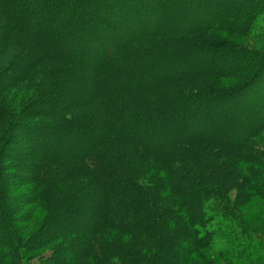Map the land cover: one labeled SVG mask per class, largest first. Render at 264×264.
I'll return each mask as SVG.
<instances>
[{
  "label": "rangeland",
  "instance_id": "1",
  "mask_svg": "<svg viewBox=\"0 0 264 264\" xmlns=\"http://www.w3.org/2000/svg\"><path fill=\"white\" fill-rule=\"evenodd\" d=\"M39 1L0 0V103L7 108V113L0 110V143L3 133L15 127L10 138L13 142L3 151L7 165V179L4 183L8 185V195L10 194L8 202L12 206L20 205L19 198L28 197L29 203L23 208L24 218L17 225L25 226V237L29 238L35 232L37 240L42 242L47 234L51 235L52 230L46 231L50 228L52 219L59 217L54 211L55 206L60 207L59 203L70 201L72 193L77 192L76 197L82 198L83 202L76 204L74 214H61L60 217H67L57 227L62 230L60 235L69 228H76L82 234L80 237H85L89 242V238L97 234L96 230L100 231L98 224L102 220L105 223L110 220L112 227L101 234L96 245L103 250V242H107L104 239H112V244L104 250L109 252L115 246L119 247L121 254L115 255L121 259L124 252L130 249L124 240L126 236L138 237L137 232L131 229L134 225L130 223V219L133 214L137 216L142 213L140 208H133L131 205L127 208L126 203L133 197L142 199V196L134 187L124 191L131 187L130 183L127 186L109 183L104 179L105 173L94 177L83 164H79V159L84 157L83 151L93 144L107 147L103 151L106 159L110 164L112 162L117 168L126 171L128 176L130 171L126 167L132 158L124 148L125 142L144 144L147 137V141L152 142L146 146L148 151L156 150L158 146L178 148L181 144L191 148L194 142H200L204 137L227 149L240 144L238 141L244 132L251 127L255 129L264 122V72L254 76L253 84L245 97L248 108L252 111L251 116L241 112L238 100L244 98L239 93L234 96V103H229L231 99H207L198 103L199 107H196V99L184 95L190 87L216 92V88L239 84V78L244 79L246 71H225L221 76H212L221 65L231 64L228 61L237 64L243 60L241 57H234L227 47L222 48L219 44L223 45L224 41L234 39L251 51H261L264 48V34L249 38L216 29L206 32L197 30V25L204 23L209 16L216 17L219 12H224V15L228 13L226 16L232 19L237 18L238 13L245 14L244 9L252 0H116L117 4L112 6L110 16L105 21L88 20L80 28L68 26L69 10L65 5L64 9L54 15L40 19L34 11L35 4ZM119 12H123L122 16ZM165 17H168V21L164 20ZM154 42H157L156 46ZM153 47L157 48L155 51L162 58L169 54L176 55L175 63L166 65L160 77L154 79L159 80L158 83H153L149 77L150 69L153 68L149 62H144V58L134 60L139 50L146 52ZM170 49L172 50L169 51ZM133 61L137 63V67L133 68L135 72L130 80L120 67L132 64ZM254 64L250 66L253 74ZM227 74L231 75L226 76ZM42 78L45 82L49 80L51 87L50 84H46V87L39 84L38 81ZM36 90L39 91L38 97L33 94ZM31 97L35 100L28 102ZM165 110L168 113H178V118L181 114L186 117L189 128L186 136H177L174 126L177 120H173L170 127L161 124L168 116L162 114ZM224 113H231L236 126L221 119ZM71 114H74L79 123L66 121V115ZM14 116L15 121L20 123L13 127L10 123ZM209 116L216 118L215 130L205 120ZM16 117L19 119L16 120ZM71 128L73 131H68ZM213 131L214 134L210 135ZM43 135L48 137L44 138ZM48 153L50 157L61 155L58 168L65 174L66 180L60 182H67L69 179L75 184H68L69 189L61 186L56 193L58 201L50 200L54 195L49 193V201L43 205L42 201H38V196L42 195L38 187L42 190L46 186L44 178L48 169H43L42 172L36 168L39 164L40 167L46 164V160L50 159ZM148 153L144 156H148ZM228 158L230 164L233 160L237 161L233 157ZM152 162L154 165L161 164L163 177H167L171 188L174 181L180 182L183 187L181 192L190 197L185 199L179 188L175 193L160 188L172 195L170 205L181 211L186 207L187 210H194L189 203L198 192L191 190L189 180L179 181L177 175H171L172 172L166 168L171 162L170 158L163 161L156 156ZM152 162L145 160L149 165ZM154 169L152 168V172ZM239 169L245 174V168ZM139 171L142 172L140 169ZM211 177H214L213 173ZM117 179L118 177L114 180ZM125 180L129 178L126 177ZM216 180L220 184L213 182L214 185L228 186L224 195H227L236 218L251 236L264 243V201L257 196L249 197L247 192L230 186L232 177L222 181L224 184ZM99 186L104 187L102 189L106 190L105 195L111 194L113 198L105 201L103 193L98 190ZM123 206L126 210L121 211ZM115 229L121 231L117 232ZM184 237L187 238L185 240H191L187 233ZM0 238L5 240L3 231H0ZM191 241L194 243L193 239ZM88 242L74 246L73 254L63 252L60 263L92 264L90 260H84L87 257H83L90 256L91 252L88 249L85 251L89 246ZM61 243L70 245L77 242L67 238ZM174 244L175 242H169L164 247L166 254L163 257L166 261L171 260ZM52 248L53 245L45 246L34 250L32 255H43ZM132 248L140 249L137 243ZM78 251L81 253L78 254ZM200 251L195 256L194 264H226L218 255L208 250L198 256ZM2 260L6 261L4 258ZM118 261V258H114L112 264H118ZM34 264L42 263L36 260Z\"/></svg>",
  "mask_w": 264,
  "mask_h": 264
},
{
  "label": "trees",
  "instance_id": "2",
  "mask_svg": "<svg viewBox=\"0 0 264 264\" xmlns=\"http://www.w3.org/2000/svg\"><path fill=\"white\" fill-rule=\"evenodd\" d=\"M115 4H117L116 0H40L35 4L34 11L37 12L36 14L40 19H45L54 15L55 12L64 9L63 6L65 5L69 10V12H67L69 20L68 26L71 28H80L88 20L101 19L105 21L106 18L110 16L112 6ZM244 12L245 14L238 13L236 15L237 18L234 19L228 18L226 16L228 13L224 15V12L222 14L217 12L218 14L216 17L209 16L204 23L197 25V30L201 29L203 32H206L216 29L224 33L229 32L231 35L246 36L249 38H257L258 35L264 34V31H262L264 30V0L250 1L248 6L245 7ZM118 14L122 16L123 12H119ZM224 16L226 18H223ZM222 19H224V21H222ZM164 20L168 21V17H165ZM120 21L121 20H119V22ZM119 22L117 21V23ZM165 24L163 25L164 27ZM223 43V45L220 43L219 46L222 48L227 47L230 54L234 57H241L243 60L241 63L238 62L237 64L228 61L231 64L226 63L221 65L220 69L212 74V76H221L225 71H232L234 73L246 71L245 74L247 73V75H244V79L239 78L241 80L239 84L216 88V92L211 89H203L202 91V89L199 90L190 87L188 92H185L184 96L196 99V107H199L198 103L207 99L212 100L221 98L222 101L231 99L229 103H234L233 98L239 93L244 98L238 100L241 105L240 110L250 115L252 111L248 108V100H246L245 97L253 84L252 79L254 76L256 74L259 76V74L264 72V48L261 51H256V49H252L253 51H251L247 46L239 44L234 39L224 41ZM153 44L156 46L157 42ZM156 49V47H153L146 52L143 51V49L139 50L138 56L134 57V60L138 58V61L144 58V62H149L153 66L149 73V77L153 83H158L159 80L154 79L160 77L166 65L175 63L176 61L175 54H169L165 58H162L158 55L159 52L155 51ZM171 50L172 49L169 51ZM169 51H167V53H169ZM137 52L138 51H136V53ZM135 64L137 65V63L133 61L132 64H124L123 67H120L121 69L123 68L122 70L125 71L130 80H132L131 75L135 72L133 68L137 67ZM251 64H254V74L250 70ZM230 75L231 74H227L226 76ZM49 80L45 82L42 78L38 83L46 87V84L51 83ZM55 80L57 79L55 78ZM237 82L238 80L236 83ZM163 84H165V82H163ZM38 92L39 91L36 90L33 94L37 96L39 95ZM262 97V100H264L263 95ZM32 98L33 97H31V99L28 98V102L35 100V98ZM244 102H246V105H244ZM0 110L7 113V108L1 103ZM164 113L168 116L166 119H163L161 124L170 127V123L173 120H177V124H174L178 132L177 136H186L189 131L186 117H183L181 114L178 118V113L170 111L168 113L167 110L162 114L164 115ZM65 118L68 123H79L76 121L74 114L66 115ZM17 119L19 118L16 117V120ZM221 119L236 126V121L231 113H224ZM205 120L212 126V130H215L216 118L209 116ZM12 121L13 122L10 124L13 127L20 123L19 121H15V116L12 118ZM14 128L13 130H11V128L9 131L3 133V138H1L2 144L0 143L1 149H3L2 152L0 151V231L4 232V239L6 240L3 241L0 238V241H3L0 243V262L2 264H34L36 260H39L42 264H61L60 257H63V252L66 251L68 255L73 254L75 251L74 246L78 243L84 244V242H88L85 237H80L82 234L80 231H77L76 228H69L67 232L61 235L60 233L62 230L57 228L65 222L67 217H60L61 214L65 212H67L69 216L70 214H74L77 208L76 204L78 202H83V199L78 196L76 197L77 192L74 191L69 197L70 201L67 200V202L59 203L61 204L60 207L55 206L54 211L57 215L59 214V217H55V221L52 219V223L50 222L49 224L50 228L46 231L52 230V232L50 231L51 235L47 234L42 242H40L39 239L37 240L35 232L31 233L28 236L29 238L24 236L26 234L25 226L21 227L17 225V223L22 222L24 218L23 208L29 203L28 197H20L19 200L21 204H14L12 206L10 201L8 202V196H10V194L8 195V185L4 183L7 179L5 172L7 165L4 160L3 151L13 142L10 138L11 134L14 132ZM72 129L73 128L68 131L72 132ZM213 134L214 131L210 135ZM43 137L47 138L48 136L46 137V135H43ZM146 138L147 137H145L144 144L138 142L123 143L126 145L124 148L130 155V158H132L131 163H128L129 165L126 167V170L128 168L130 171V175L128 176L126 175V171L117 168L112 162L110 164L109 160L106 159L107 156H105L103 151L107 147H101L102 145L95 146L93 144L90 148L83 151L84 157L79 159V164H83L82 166L86 167L88 172H91L94 177H100L101 174L105 173L104 176H106V178L104 179L109 181V183L116 185L123 184L124 186L131 184V187L126 188L124 191L127 192V189L129 190L134 187L142 196V199L133 197L132 200L126 203L127 208L131 205L133 208H140L142 213H138L137 216L133 214L130 219V223L135 226H131V229L137 232L138 237H128V235L124 239L127 246H130L131 249H127V251L124 252L123 255L125 257L123 256L124 258L122 257L120 259V256L115 255V253L121 254L119 247L115 246L110 249L109 252L104 250L112 244V239H104L108 243L103 242L105 244L103 250L96 245V241L98 242L102 237L101 234L108 232L112 227L110 220H107L106 223L105 220H102V223L98 224V230L100 231L98 232L96 230L95 233L97 234L89 238V246L85 251L88 249V252L90 251L91 253L89 257L84 255V258L87 257V259L84 260H87V262L90 260L92 264H112L114 258H118V264H194L195 256L198 251L201 250L198 254V256H200L205 250H208L218 255L226 264H240L241 262L264 264V243L251 236L244 228L243 224L236 218L232 206L226 198L227 195H224L227 185L222 183L225 179L232 177L233 181L230 182V186L247 192L246 194L249 195V197L257 196L264 201V122L256 126L255 129L251 127L244 132L241 139L238 141L240 144L229 149L215 145L204 137L200 139V142H194V146L191 148L181 144L178 148L158 146L156 150L148 151V147L146 146L152 142L151 140L147 141ZM147 153L148 156H144ZM56 155L55 157H50L48 153L50 159H47L46 164H43L42 167H40L41 164H39V167L36 168L37 170L40 169L42 172L48 169L47 176L44 178V184H46V186H44L42 190H39L38 187L39 193L42 194L38 196V201H42L43 205L44 202L49 201V198H47L49 193H53L54 195H51L52 198L50 200L54 199V201H58L59 199L56 193L59 192L60 187L62 186L63 189H69L68 184H75L69 179H67V182H60L63 179L66 180V177L65 174L61 172V169L58 168L59 162H61V155ZM156 156L163 161H165L166 158H170L171 162L166 168L169 172H172L171 175H177L179 181L187 182V180H189L188 186L191 190L195 189L196 192H198L193 201L190 200L189 203L194 210H187L186 207L184 211H181L170 205L172 195L163 190H171L175 193L177 188H179V192L185 199H187V197L190 199V197L181 192L183 187L180 182L176 183V181H174V183H172L173 188L170 187L167 177H163V168L160 167L161 164L154 165V162H152ZM228 157H233L237 159V161L233 160L234 162L230 164L228 163L230 159ZM145 160L151 161L152 164L149 165L145 163ZM195 163L199 165L194 166ZM197 167L202 168L197 169ZM241 167L245 168V174L240 171L239 168ZM152 168H155L153 172ZM139 169L142 172H140ZM212 173L214 175L213 178L211 177ZM94 177L93 180L95 179ZM117 177L118 179L114 180ZM126 177H128L129 180H125ZM216 179H218V182L221 181V184H224L223 187L214 185V183L220 184L216 183ZM203 180H206V182ZM91 184L95 183L91 182ZM99 187L100 189L97 188L103 193L102 198L105 201L108 198H113L111 194H108V196L105 195L106 190L102 189L103 186ZM152 192L154 193L152 194ZM128 197L129 194L127 199ZM122 210H126V208L123 206V208H121V211ZM172 213L175 214L172 215ZM196 215H198V217H196ZM27 228L29 229V227ZM93 230L92 228V232ZM115 230L117 232L119 230L121 231V229ZM99 233L100 236L98 237ZM185 233L191 236V240L193 239L194 243L191 240H185L187 239L184 237ZM67 238L77 243H72L70 245L69 243H61ZM169 242H175V244L172 250L171 260L166 261L163 257V255L166 254L164 247ZM136 243L140 248L139 250H133L132 248ZM4 244L6 246H4ZM50 245H53L50 252L44 253L43 255H32L34 250ZM64 245L66 246L64 247ZM79 253H81V251H78V254ZM3 258L6 259V261H3Z\"/></svg>",
  "mask_w": 264,
  "mask_h": 264
}]
</instances>
